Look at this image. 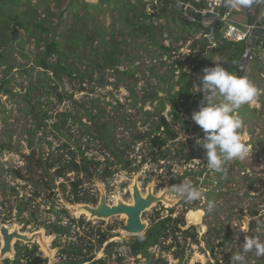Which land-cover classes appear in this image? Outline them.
<instances>
[{
    "label": "rangeland",
    "instance_id": "rangeland-1",
    "mask_svg": "<svg viewBox=\"0 0 264 264\" xmlns=\"http://www.w3.org/2000/svg\"><path fill=\"white\" fill-rule=\"evenodd\" d=\"M87 1L94 2L95 0ZM64 5L65 2L52 3L50 9L56 13L62 10ZM51 21L54 25L57 21L56 17L51 18ZM69 22V18H64L58 24L57 31H63ZM110 22L111 13L105 12L103 23L107 26ZM21 34L22 41L9 44L5 51L18 64L24 65L12 68L6 76L7 87L17 94L0 93V223L6 215L11 214L8 224L12 221L20 223L22 231H31L36 228L37 223L43 227L53 222L64 226L70 225L69 234H60L58 237L57 243L61 246L71 241L86 242L88 238L93 243L95 236L89 237V233L96 232L97 229L107 230L105 236L107 240L102 247L88 254V256L92 255V260L103 258L111 264H145V259L140 255L132 256L130 253L128 244L134 236L118 232V227L124 223V215L111 217L107 221L92 220L89 225H81L79 220L86 221L85 215L63 208L60 190L69 198L71 182L77 177L74 172L66 174L63 178H54L50 198L47 197L49 190L45 187L35 188L31 181L18 178L14 173L17 169L25 177L27 176L24 155L29 154L31 150H34L36 157L40 156L45 159L51 153L56 156L62 153L64 149L59 148L62 143H67L69 148L74 149L75 159L79 160L80 153L75 149V142L81 145L88 159L100 161L98 170L103 169L105 167L104 158L109 156L111 160L112 157L102 140H93L89 133L84 131L85 126H93L97 120H100L107 122L110 131L113 132L112 146L123 150L122 161L109 166L108 169L113 172L106 178H102L100 172L93 169L91 171L94 174L91 178H87L82 172L79 173L78 178L81 179L82 189L87 192L88 196L97 200L95 176H99L105 182L107 200L112 201L114 194L119 193L124 200L130 201L128 186L132 183L134 171L138 170L139 185L142 190L152 182L154 192H160L164 187H168V197L179 198V202L173 207L158 204L145 212L142 218L151 224L156 212L159 216L165 217L169 214V209H173L171 216L183 219L182 229L188 228L189 231H196L198 240L196 244L191 243L189 238L183 242L182 235H178L180 243H185L181 260L174 258L175 247L167 251L162 250L160 246L149 248L154 260L161 258L166 261V264H225L230 263L231 259L229 256V259L225 261V256L234 249L235 252L241 250L245 257L251 256L248 264H264V256L257 257L254 250L243 253L242 249L246 236L264 241V50L258 60L260 66L252 71L245 66L239 71L240 76L249 79L258 89L255 101L243 105L237 113L243 121L244 127L240 131L244 142L250 148L249 156L243 161H225L224 171L215 172L208 169L204 149L196 143L197 138H203L204 132L191 119L194 111L207 105L204 99L205 94L202 91L197 92V86L200 84L197 79L203 75V71L194 74L191 96L187 106L180 109V114L188 122L189 130L180 129L175 142L169 143L172 148H178L181 142L185 149L194 148L196 152L203 153L202 158H196L187 163L182 160L154 161L150 155L152 148L148 137L141 140L135 137L137 133L148 132L157 121L156 100L153 104L147 101L148 95L154 96L150 93L154 90L156 83L155 79L150 76L149 67L153 66L163 70L166 66H170L175 58L189 54L187 44L180 47L170 59L165 56L161 57L160 52L153 46H148L143 50L137 47H127L129 55L117 67L120 70L127 67L135 69L133 76L116 78L110 70L105 73L106 84L98 86L94 82L85 83L84 90H79L78 81L74 80L69 84L64 78L62 85L57 87V92H61L64 96V100L59 103L53 93H47L52 91L51 87L43 83L44 81L40 78L38 79V69H31L28 74L22 70L23 67L27 68L31 65L33 56L31 51L36 49L33 39L26 38L22 30ZM18 49L30 53V58L22 57ZM191 59L182 61L184 69L191 65ZM161 62L162 65H160ZM215 62H219L218 57L215 58L214 65ZM2 68L3 66H0V77L4 75V72H1ZM30 84L34 85L32 89H29ZM27 93L30 95L29 100L24 97ZM69 94L72 95L74 101L68 98ZM157 95L163 97L164 92L157 90ZM28 105L34 106L35 109L29 112ZM39 108L46 112L48 118L42 119L41 113L43 112L39 111ZM65 110L70 111L76 121L72 122L68 119L65 128L60 133L53 128V124L59 122L57 113ZM169 110V104L165 103L161 113L167 120L170 118ZM97 113L100 117L91 120L90 114ZM35 114L38 115L36 120L33 117ZM78 120L80 122H77ZM37 121L41 123L39 127L36 126ZM27 129H34L35 134L30 136ZM198 145L199 148H197ZM85 147L88 148L85 149ZM68 158L69 155L63 154V159ZM126 160L131 161L129 170L123 168ZM114 161L117 159L115 158ZM53 170L54 168L50 169V173ZM40 172L37 170L33 173L35 180L41 176ZM176 180L179 184L190 182L202 192V197L191 202L180 198L171 190V184ZM34 190L38 192L37 196H34ZM209 202H214L215 205L211 212L208 211ZM88 203L94 204L92 200ZM18 206L23 209L20 216ZM64 209L65 212H62ZM253 211H256V214H253ZM21 217H24V223L27 225L22 224ZM170 241L168 239L165 244ZM109 242L117 243L109 247L110 254L103 251ZM15 250L21 252L17 245H15ZM39 251L40 249L36 248L35 256L43 255V252ZM58 256L59 251L56 253L57 258ZM118 257L122 259L119 260ZM82 264H88V262Z\"/></svg>",
    "mask_w": 264,
    "mask_h": 264
},
{
    "label": "trees",
    "instance_id": "trees-1",
    "mask_svg": "<svg viewBox=\"0 0 264 264\" xmlns=\"http://www.w3.org/2000/svg\"><path fill=\"white\" fill-rule=\"evenodd\" d=\"M178 1L189 3L198 10L208 8L206 0H95L94 2L87 0H0V30L2 31L0 33V48H2L0 66H3L1 72H4V75L0 77V93L4 95L17 94L7 87L6 76L12 68L24 65L18 64L5 51L9 44L22 41L21 30L26 38L33 39L36 49L31 51L33 54L31 65L27 68L23 67L22 70L28 74L31 69H38V79L40 78L44 81L43 83L51 87L52 91L47 93H53L59 103L64 100V96L61 92H57V87L62 85L64 78L69 84L74 80L78 81L79 90H84L85 83L94 82L98 86L106 84L105 73L110 70L116 78L133 76L135 69L127 67L120 70L117 67L128 57L127 47H137L143 50L148 46H153L160 52L161 57L165 56L170 59L180 47L187 44L189 54L175 58L170 66H166L163 70L153 66L149 67L150 76L155 79L156 83L154 90L150 93L154 96L148 95L147 101L149 104H153L156 100L157 121L148 132L137 133L135 137L138 140L148 137L149 145L152 148L150 155L154 161L182 160L187 163L193 159L202 158L203 153L196 152L194 148L185 149L181 142H179L178 148H172L169 144L175 142L180 129L189 130L188 122L180 114V109L187 106L192 93L194 74L200 73L205 67L215 66L216 57L219 58L218 63H221L228 72L240 76L239 62L245 52V45L244 41L235 42L224 37L225 27L219 26L215 32H208L201 23L189 20L177 7ZM61 2H65L64 8L53 13L50 9L51 4ZM105 12L111 13V22L107 26L103 23ZM220 12L221 14L227 12V6L223 2L220 4ZM42 14L43 16H41ZM53 17L57 19L54 25L51 21ZM64 18H69L70 22L63 31L58 32L57 26ZM165 41H167L166 44ZM263 50L264 36L260 37L255 47L251 49V58L246 64L249 71L260 66L258 60L261 58ZM18 51L22 57L30 58V53L24 52L22 49H18ZM184 59H191V65L185 69L182 63ZM162 64L161 62L160 65ZM197 82L200 83L199 79ZM33 86L30 84L29 89H32ZM157 90L164 92V96H158ZM24 97L29 100V93ZM68 98L73 100L71 94L68 95ZM165 103L170 106L168 120L161 113ZM28 106L30 107L29 112L35 109L34 106ZM1 108L3 107L1 106ZM39 111L43 112L40 108ZM41 116L42 119L48 118L45 111L41 113ZM33 117L36 120L38 115L35 114ZM57 117L59 122L54 123L53 128L60 133L65 128L68 119L72 122L76 121L71 112L67 110L59 111ZM99 117L98 113L90 114L91 120ZM40 125L41 123L37 121L36 126ZM178 125L179 127H177ZM65 130L67 131V129ZM84 131L88 132L93 140H102L111 155V160L109 156L104 158L105 167L103 169L98 170L100 161L88 159L84 154V149H81V145L75 142V149L80 153L79 160L75 159V151L69 148L67 143H62L59 146L64 149L62 153L57 156L51 153L45 159L40 156L36 157L34 150H31L29 154L24 155L27 176L25 177L17 169L14 171L15 175L18 178L31 181L35 188L45 187L49 190L47 197L50 198L54 178H63L66 174L74 172L77 177L71 182L72 188L69 193L72 194V199L77 202L94 201L93 197H89L87 192L82 189L81 179L78 178L79 173L82 172L87 178H91L94 174L91 171L93 169L100 172L102 178L110 176L113 171L108 168L122 161L123 150L112 146L113 132L110 131L107 122L97 120L93 126H85ZM27 132L30 136L35 134L34 129H27ZM87 148L85 147V149ZM63 154L69 155V158L63 159ZM115 158L117 161H114ZM130 166V160L124 161L123 168L129 170ZM53 168V172L50 173V169ZM37 170L41 171V176L35 180L32 175ZM174 185H179V181L176 180L172 183L171 188ZM33 194L37 196L38 192L34 190ZM22 211L23 209L19 207L18 213L20 214ZM172 213L173 209H169V214L161 217L156 212L145 233L134 236L128 244L132 256L140 255L145 259V264H166L164 259L154 260L149 248L160 246L162 250L168 251L175 247L174 258L181 260L185 243H180L178 235H182L183 242L189 238L191 243H198L196 231H189L188 228L182 229L181 226L184 225L182 217L174 218L171 216ZM252 213L256 214V211ZM84 222L83 219L79 220V224ZM69 228L70 225L64 226L58 223L53 225L54 231L58 234H69ZM106 233L107 230L100 231L99 229L89 233V237L95 236L93 243L89 238L88 241L81 243L71 241L65 245L64 249L60 250L65 260L58 264H80L85 261H89V264H111L103 258L92 260V255L85 257V254L102 247V244L107 240ZM168 239L171 240L170 243L165 244ZM114 245L117 243H107L103 251L110 254L109 247ZM84 246H86V253L83 252ZM179 247L180 249H178ZM35 251V247L32 249L22 247L23 255L17 251L16 258L12 262L7 261L6 264H45L41 257L34 256ZM238 252L242 253L241 250ZM238 252L232 249L231 253L225 256V261L229 259V256ZM21 257L25 258L24 262H20ZM118 259L121 260L122 257H118ZM246 260L249 263L251 256H246ZM225 264L230 263L226 262Z\"/></svg>",
    "mask_w": 264,
    "mask_h": 264
},
{
    "label": "water",
    "instance_id": "water-1",
    "mask_svg": "<svg viewBox=\"0 0 264 264\" xmlns=\"http://www.w3.org/2000/svg\"><path fill=\"white\" fill-rule=\"evenodd\" d=\"M225 0H220L219 4H213L210 9L198 10L188 3L178 1L176 3L180 12L189 20L196 21L207 28L208 32H215L219 25L226 22L229 16H234L239 26L249 29L244 40L245 53L240 59L241 71L246 66L251 49L256 45L260 37L264 36V6L241 7L232 9L227 7V12L221 14L220 4ZM233 13V14H232ZM98 197L94 204L77 202L68 199L64 192L60 190V199L64 208L81 212L86 216V221L92 220L107 221L111 217L124 215V223L118 227L119 233H126L132 236H139L145 233L149 227V222L142 218V215L154 208L158 204H167L173 207L179 202V198L168 197V187H164L160 192L153 191V183L146 185L145 189L139 185V171L135 170L132 183L128 186L130 201L124 200L119 193L114 194L112 201L107 200L105 182L95 176ZM57 234L51 232L45 237V228L39 224L36 230L22 231L21 226L15 222L8 226L4 222L0 223V264L12 262L16 257L15 244L36 245L43 252L42 259L46 264H58L61 260L56 257V253L61 249L59 246H51Z\"/></svg>",
    "mask_w": 264,
    "mask_h": 264
},
{
    "label": "clouds",
    "instance_id": "clouds-1",
    "mask_svg": "<svg viewBox=\"0 0 264 264\" xmlns=\"http://www.w3.org/2000/svg\"><path fill=\"white\" fill-rule=\"evenodd\" d=\"M225 5L232 9L264 6V0H225ZM198 79L197 92L205 94L207 105L191 114V119L204 132L203 138H197L196 143L205 150L208 169L223 172L225 161H243L249 156L250 148L240 131L244 127L243 121L237 113L243 105L255 101L258 89L246 77L228 72L217 62L215 66L205 67ZM171 190L190 202L202 197V192L190 182L174 185ZM214 206V202H209L208 211L211 212ZM242 249L243 253L254 250L257 257L264 256V241L246 236ZM230 264H248V261L238 252L231 256Z\"/></svg>",
    "mask_w": 264,
    "mask_h": 264
},
{
    "label": "flooded vegetation",
    "instance_id": "flooded-vegetation-1",
    "mask_svg": "<svg viewBox=\"0 0 264 264\" xmlns=\"http://www.w3.org/2000/svg\"><path fill=\"white\" fill-rule=\"evenodd\" d=\"M95 171V170H94ZM128 193V192H127ZM128 195H129V193H128ZM129 197H130V195H129ZM73 198V196H72V194H69V198L68 199H70V200H73L72 199ZM75 201V200H74ZM110 201V200H109ZM82 202V201H81ZM96 202V199L93 201V203H95ZM86 203H88V202H86ZM64 208V207H63ZM65 210V209H64ZM23 212V211H22ZM21 212V213H22ZM67 212V211H66ZM21 213L19 214L18 213V215L20 216L21 215ZM11 218V214H8V215H6L5 216V218L4 219H2V222H4L6 225H13V223H14V221H12L10 224H8V219H10ZM21 219V221L23 222L22 224L23 225H27L26 223H24L25 221H24V217H21L20 218ZM5 221H7V222H5ZM55 223H57V222H53V223H47V224H45L44 225V228H45V237L49 234V233H51V232H55L54 231V229H53V225L55 224ZM20 224V223H19ZM21 225V224H20ZM38 225H39V223H37L36 224V228H34V229H31V231H33V230H36L37 229V227H38ZM81 225H89V222H87V221H85L83 224H81ZM22 228V227H21ZM56 234H57V236H56V238H54V240H53V242H52V245L51 246H59V247H61V249H64L65 248V246H61V245H58V243H57V241H58V237H59V235L60 234H58L57 232H55ZM15 245H17L18 246V248L19 249H21L22 247H27L28 249H32L34 246L36 247V248H39L38 246H36V245H31L30 247L28 246V245H22L21 243H16ZM86 246H84V248H83V252L84 253H86V248H85ZM40 249V248H39ZM60 249V250H61ZM60 250H59V256H58V258L61 260L60 262H63L64 260H65V258L63 257V255H62V253L60 252ZM40 253H42V251H41V249H40V251H39ZM20 253H22V252H20ZM88 254H90V253H87V254H85V257H89L88 256ZM16 255H17V251H16ZM22 255H23V253H22ZM35 256V255H34ZM36 257H38V256H36ZM39 257H41V259H42V256H39ZM16 258V257H15ZM21 258H24V257H21ZM25 259V258H24ZM43 260V259H42ZM44 261V263L46 264V261L45 260H43ZM59 262V263H60ZM85 262H88V264H89V261H85ZM84 263V262H83ZM80 264H82V263H80Z\"/></svg>",
    "mask_w": 264,
    "mask_h": 264
},
{
    "label": "built area",
    "instance_id": "built-area-1",
    "mask_svg": "<svg viewBox=\"0 0 264 264\" xmlns=\"http://www.w3.org/2000/svg\"><path fill=\"white\" fill-rule=\"evenodd\" d=\"M219 3H220V0H211V1H208L207 2V6H208L207 9H210L213 4H219ZM248 32H249V29L248 28L245 29L244 31H241L237 27H235L234 25H227L224 28L223 35H224V37H226L229 40H232V41H235V42H240V41H244L245 40ZM250 58H251V54L249 55V59ZM19 260H20V262H24L25 261L24 258H20Z\"/></svg>",
    "mask_w": 264,
    "mask_h": 264
},
{
    "label": "crops",
    "instance_id": "crops-1",
    "mask_svg": "<svg viewBox=\"0 0 264 264\" xmlns=\"http://www.w3.org/2000/svg\"><path fill=\"white\" fill-rule=\"evenodd\" d=\"M207 2L208 1H211V0H206ZM233 14V13H232ZM227 25H234L235 27H237L239 30H241V31H244L245 29L243 28V27H241V26H239L238 24H237V22H236V18L234 17V16H229L228 17V20H226V22H224V23H222L221 25H219V26H221V28H224V27H226Z\"/></svg>",
    "mask_w": 264,
    "mask_h": 264
},
{
    "label": "bare ground",
    "instance_id": "bare-ground-1",
    "mask_svg": "<svg viewBox=\"0 0 264 264\" xmlns=\"http://www.w3.org/2000/svg\"><path fill=\"white\" fill-rule=\"evenodd\" d=\"M113 198H114V197H113ZM77 212H78V211H77ZM78 213H81V212H78ZM78 213H77V214H78ZM190 220H193V219H190Z\"/></svg>",
    "mask_w": 264,
    "mask_h": 264
}]
</instances>
